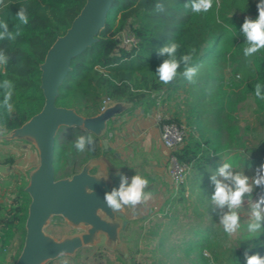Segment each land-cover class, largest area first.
<instances>
[{"label":"trees","instance_id":"trees-1","mask_svg":"<svg viewBox=\"0 0 264 264\" xmlns=\"http://www.w3.org/2000/svg\"><path fill=\"white\" fill-rule=\"evenodd\" d=\"M86 1L4 0L6 7L0 6V21L7 22L10 30L13 29L19 23L16 15L23 6L27 8L29 23L21 26L20 35L15 40L0 41V49L10 58L6 69L0 70V80L9 79L15 85L14 111L9 114L0 109V127L9 131L18 129L42 110L40 65L56 39L70 28ZM189 2L115 0L98 41L72 60L71 71L61 85L56 105L75 109L84 117H93L104 108V97L112 102L132 103L129 110L132 113L141 105L155 108L162 92L184 91L193 102L184 106L189 136L177 152V158L189 165L196 177L205 178L213 173L203 170L211 158H221L227 149L240 144L239 128L233 118L224 115V106L221 107L225 97L228 98L225 89L243 87L242 94H252L258 106L264 109V101L258 100L254 94L255 84H264V50L252 57L243 54L246 45L241 26L246 17L257 18L259 0H219V8L214 0L213 8L201 14H194L186 8ZM158 3L163 5V10H156ZM124 31L135 36V46L121 45L119 36ZM169 42L181 45L177 58L191 48L196 49L193 66L198 72L194 83L182 75L168 85L158 82L156 69L167 58L160 56L158 50ZM230 66L233 78L227 86L226 71ZM180 71H183V65ZM234 76L241 78L238 84L232 81ZM171 121L182 123L177 118ZM87 134L89 132L75 127L60 129L54 154L57 179L71 177L89 160L102 155L101 141L93 134L94 151L75 150L73 142L76 137ZM192 175H189L188 183L196 181ZM187 186L185 183L178 189L176 204L185 202ZM25 188L23 182L17 186L9 209L0 204V226L22 233L21 249L31 202ZM194 189H191L192 194ZM192 230L197 236L194 248L199 260L207 264H213V261L214 264H246L245 251L264 256V231L248 236L239 242L238 247H232L224 232L212 225L202 227L199 223ZM6 250V241L0 240V264H4ZM205 251L211 254L212 260L205 256ZM19 255L13 258L14 262Z\"/></svg>","mask_w":264,"mask_h":264},{"label":"water","instance_id":"water-1","mask_svg":"<svg viewBox=\"0 0 264 264\" xmlns=\"http://www.w3.org/2000/svg\"><path fill=\"white\" fill-rule=\"evenodd\" d=\"M114 1H86L70 28L56 39L40 65L42 110L4 137L8 141L32 142L39 158L37 167L29 173L25 188L31 202L25 222L24 245L15 264H46L101 243L123 252L120 232L129 222L124 220L123 212L113 213L104 203V194L118 181L117 173H94L100 158L89 160L78 173L63 179H57L54 166L55 145L61 128L75 127L93 134L108 153V123L131 108L132 103L112 102L98 115L84 117L75 109L56 105L61 85L71 71L72 60L98 41ZM54 217H61L73 227H83L84 232L58 240L45 231Z\"/></svg>","mask_w":264,"mask_h":264},{"label":"rangeland","instance_id":"rangeland-1","mask_svg":"<svg viewBox=\"0 0 264 264\" xmlns=\"http://www.w3.org/2000/svg\"><path fill=\"white\" fill-rule=\"evenodd\" d=\"M232 71L231 66L226 71L227 86L233 78ZM240 80V77L234 76L232 81L238 84ZM242 89L243 87L226 88V94L230 99L225 97L226 99L221 103V107L224 106V115L233 118L235 125L239 128L237 137L240 144L227 149L226 155L221 158H211L203 170L213 171V173L205 178L196 177L190 171L196 181L188 183V176L186 200L183 204L175 203L179 191L170 189L167 184L166 190L162 192V199L153 204L155 207L151 212H141L137 218L138 222H131L136 217L134 216L136 207L132 210L127 207L124 209V220H127L129 224L120 232V241L124 246L123 252L101 243L82 248L75 255L60 256L46 264H207L199 260L197 250L194 248L197 236L192 229L201 223L202 227L212 225L224 232L219 223L222 211L211 203V195L214 191L211 175L223 162H230L234 170L251 177L260 164L264 163V109L258 106L252 94L244 96ZM191 102L193 98L184 91L162 94L161 112L171 119H180L182 124L187 126L184 106ZM110 104L108 101L105 102L104 108ZM24 179L23 183L27 185L29 179L28 177ZM20 183V177L13 176L9 187L0 193V200L5 201L7 209L12 204ZM260 193L261 190H255L253 202ZM240 218L241 226L234 235L228 236L224 233L232 247H238L242 239L264 231V228L256 233L247 231V224L250 222V206L247 201L240 210ZM45 231L59 240L66 236L80 234L84 232V229L69 225L61 217H54ZM0 240H5L7 243L4 264H15L16 261L14 262L13 258L22 251V233L0 226ZM189 250L190 253H188Z\"/></svg>","mask_w":264,"mask_h":264},{"label":"clouds","instance_id":"clouds-1","mask_svg":"<svg viewBox=\"0 0 264 264\" xmlns=\"http://www.w3.org/2000/svg\"><path fill=\"white\" fill-rule=\"evenodd\" d=\"M214 0H190L185 5L190 8L192 13H208L213 8ZM216 7L219 8V0H215ZM0 6H5L4 0H0ZM258 16L256 19L246 17L241 32L245 37V47L243 54L245 57H252L261 50H264V0H259L256 5ZM156 10H163L162 4L156 5ZM18 24L10 30L7 22L0 21V41L15 40L21 31V26L29 23V17L26 7H20L16 15ZM219 22V19H218ZM181 45L177 42H169L158 50L160 56L167 58L156 69L158 82L168 85L178 76H183L190 83H194V77L198 68L193 66L195 48H191L187 53L177 58V52ZM9 56L4 50L0 49V70L6 69L9 63ZM183 71L181 72V66ZM2 74L6 75V72ZM15 85L9 79L0 80V109L11 114L14 111L12 97ZM254 94L258 100L264 101V84L257 82L254 87ZM4 128L0 127V136L4 135ZM73 147L77 152L94 151L95 140L91 133L76 137ZM214 185V191L211 195V203L222 211L219 223L225 234L234 235L240 228V210L244 207L246 201L250 206V222L247 224L249 233L259 232L264 228V163L255 170L251 177L245 173L234 170L233 164L223 162L216 172L210 177ZM149 180L140 174L129 178L120 175L118 187H113L104 194V203L113 213L123 212L126 207L135 208L138 205L145 204L153 197L152 191L148 189ZM256 189L261 190L258 198L253 202V193ZM93 194V190H92ZM226 209V211H224ZM205 256L212 260L211 254L205 251ZM246 264H264V256L259 253H244ZM214 264V261H213Z\"/></svg>","mask_w":264,"mask_h":264},{"label":"crops","instance_id":"crops-1","mask_svg":"<svg viewBox=\"0 0 264 264\" xmlns=\"http://www.w3.org/2000/svg\"><path fill=\"white\" fill-rule=\"evenodd\" d=\"M103 100L104 103L107 101L112 103L110 99L103 97ZM129 106L132 108L133 104ZM131 108L118 115L114 122L108 123L106 135L109 152L103 151L99 157L100 162L93 172L102 175L116 172L118 181L115 187L119 185L120 175L127 176L130 180L132 176L140 174L149 180L146 191H152L153 197L147 203L136 206L137 210L134 212L136 217L131 220L135 223L139 221L137 218L141 212H151L155 207L153 204L163 197L162 192L166 190L168 184L166 172L168 151L161 141V131L155 120L154 107L147 108L141 105L130 113ZM4 130V135L0 136V169L6 173V178L0 183V193L9 187L13 176L20 177L21 183L25 180L24 177L29 179V173L39 163L38 152L32 142L5 140L4 137L10 131ZM0 204L6 206L2 199ZM127 209L135 208L129 206Z\"/></svg>","mask_w":264,"mask_h":264},{"label":"built area","instance_id":"built-area-1","mask_svg":"<svg viewBox=\"0 0 264 264\" xmlns=\"http://www.w3.org/2000/svg\"><path fill=\"white\" fill-rule=\"evenodd\" d=\"M121 45L125 47L135 46L137 39L130 31H124L119 36ZM155 120L161 131V141L168 151L167 155V179L170 189L178 190L187 182L191 167L181 163L177 158L179 152L185 145L189 129L185 124L172 122L171 118L161 112V98H158L155 107ZM6 178V173L0 169V183Z\"/></svg>","mask_w":264,"mask_h":264}]
</instances>
